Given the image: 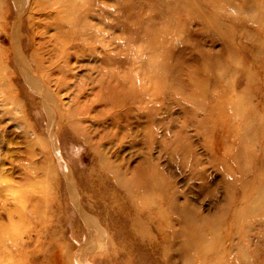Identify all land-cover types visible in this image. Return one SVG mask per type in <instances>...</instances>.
<instances>
[{"label":"rangeland","instance_id":"1","mask_svg":"<svg viewBox=\"0 0 264 264\" xmlns=\"http://www.w3.org/2000/svg\"><path fill=\"white\" fill-rule=\"evenodd\" d=\"M0 264H264V0H0Z\"/></svg>","mask_w":264,"mask_h":264},{"label":"bare ground","instance_id":"2","mask_svg":"<svg viewBox=\"0 0 264 264\" xmlns=\"http://www.w3.org/2000/svg\"><path fill=\"white\" fill-rule=\"evenodd\" d=\"M26 1L27 0H13V3L15 5L21 3L22 5H26ZM17 8V17H16V20H17V23H19L20 21V14H21V9L20 7H16ZM16 63L18 64L19 66V69L21 71V74L22 76H24V78L29 81L31 84H34L36 83V80L37 78L32 74L30 73L28 70H27V64L25 65V61L23 60V57L22 56H17L16 57ZM31 71V70H30Z\"/></svg>","mask_w":264,"mask_h":264}]
</instances>
